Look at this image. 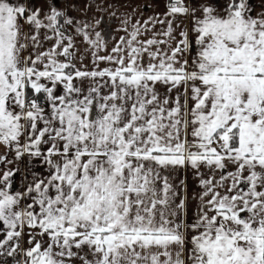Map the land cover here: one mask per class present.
I'll return each mask as SVG.
<instances>
[{"label": "snow or ice", "instance_id": "6c2138e0", "mask_svg": "<svg viewBox=\"0 0 264 264\" xmlns=\"http://www.w3.org/2000/svg\"><path fill=\"white\" fill-rule=\"evenodd\" d=\"M46 2L0 0V264H264V11Z\"/></svg>", "mask_w": 264, "mask_h": 264}, {"label": "crops", "instance_id": "0c3cea01", "mask_svg": "<svg viewBox=\"0 0 264 264\" xmlns=\"http://www.w3.org/2000/svg\"><path fill=\"white\" fill-rule=\"evenodd\" d=\"M32 3L36 8L40 9H47L48 6L46 0H32ZM251 3L257 12L264 11V0H251ZM56 4L59 8L69 9V14L79 19H91L94 16L99 18L101 15H104L105 23L101 24L97 30L104 29L108 35L112 34L119 23L118 20L109 22L107 19V16L114 10H118L117 14L120 15L125 12H131L136 8L138 9L137 16H142L145 19L165 11V0H56ZM100 5L106 9L105 13L97 11V7ZM109 5H111V7H109ZM121 35H123V32H115V37L117 39ZM109 47H111V42L109 43ZM85 63H88L87 59ZM0 151H3V149H0ZM34 164L35 171H43V169L39 167V161H35ZM19 167L22 171L18 173L15 178L17 187L22 186L24 177L32 166L29 165L27 159H24L20 162ZM173 175L174 179L172 182L174 184L179 185L181 180H184L186 183V191L190 200L189 218H191L199 202L198 198H193L195 194L200 192L198 180L194 177L191 170L180 169Z\"/></svg>", "mask_w": 264, "mask_h": 264}]
</instances>
